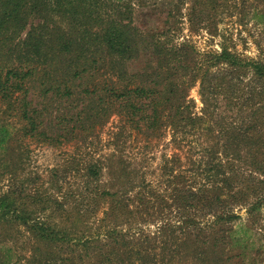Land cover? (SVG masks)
I'll return each mask as SVG.
<instances>
[{
    "label": "trees",
    "instance_id": "16d2710c",
    "mask_svg": "<svg viewBox=\"0 0 264 264\" xmlns=\"http://www.w3.org/2000/svg\"><path fill=\"white\" fill-rule=\"evenodd\" d=\"M235 1L190 0L187 21L218 36L219 13ZM238 3L264 29V0ZM142 5L0 0V177L18 174L24 139L77 141L88 152L96 131L119 118L104 160L77 156L51 170L55 190L57 174L83 171L79 193L22 184L0 194V264H264L250 223L264 206V63L224 44L199 52L181 36L184 0L147 33L135 22ZM140 58L143 67L131 72ZM196 86L199 113L189 98ZM167 132L189 148L192 165L165 159L154 183L122 156L123 145L132 133L150 142ZM238 174L250 179L242 184ZM87 222L92 233L81 229ZM12 231L31 241L28 260Z\"/></svg>",
    "mask_w": 264,
    "mask_h": 264
},
{
    "label": "rangeland",
    "instance_id": "374dc122",
    "mask_svg": "<svg viewBox=\"0 0 264 264\" xmlns=\"http://www.w3.org/2000/svg\"><path fill=\"white\" fill-rule=\"evenodd\" d=\"M176 1L177 0H141L143 5L135 10L136 25L147 33L155 29H162L165 25L168 12L173 8ZM238 1L239 0H236L234 4L230 3L229 5L231 7L227 11H220L219 18L215 24V30L213 31L218 36L210 37L208 34L209 32L205 30L204 27L199 26L198 29H196L188 23V17H186V15L190 6V0H184L181 11L182 23L179 24L181 36L190 40L191 44L201 53L213 50L219 51L220 45L224 44L228 46L230 50L239 54L243 59L264 63V29L256 25L250 19V13L248 12L251 10L249 5L238 3ZM240 10L244 11L240 13L242 19L238 15ZM244 14L245 17L243 16ZM143 64L144 59L140 58L131 62L128 68L131 72H137L143 67ZM189 98L192 99L195 104L193 112L199 113L203 105L198 95L197 86L190 91ZM2 109L3 106H0V115ZM118 126L119 118L112 117L101 130L96 131V137L92 139V148H90L88 152H84L86 149L81 148L80 143L77 141L59 147H50L31 141V139L22 140L23 161L21 162V167L17 169L18 174L15 175L14 180L10 179L9 174H4L0 177V194L7 191L9 188H20L22 184L26 192L31 191L32 187L39 189L40 192L47 189L48 192L53 191L57 195L68 192L75 194L79 193L83 186V171H75L71 174H57L58 182L55 186L60 189L55 190L54 187L50 188V179L52 175H54L50 174L51 170L56 168L61 170V168L71 162V158L77 156L76 159L93 158L94 160L100 157V159L104 160L113 148V146L110 145V137L112 133L116 132ZM181 148H177L172 142L170 132H167L163 138L151 140L150 142H145L142 138L139 136L136 137L135 134L132 133L125 145H123L122 156L127 161L136 165L137 168H139L138 170L145 174L147 180L155 183L161 174L160 166L165 159L170 160L171 157L178 156L181 160L182 168L186 170L191 168L192 162L190 161L191 154L189 148L186 146ZM235 165L239 166L237 164ZM238 169L240 173L245 172L242 166L238 167ZM191 174H193V172H188L186 175L190 176ZM240 176L243 178L240 180L242 184L245 183L246 179H250V174H238L239 178ZM253 177L256 179L263 178L261 174H253ZM107 178V176H104V183ZM106 208V205L101 204L97 208L95 218H103L102 212L106 210ZM240 214L244 217L245 209H242ZM247 223H249V221H247ZM250 223L254 224V231L258 234L256 243L259 241L260 244L264 245V206L255 213V217L253 220H250ZM91 225L93 224L87 222L85 226H81V229L83 230L84 228L91 227L90 233H92L94 230ZM12 236L13 238L17 237L19 239L18 242H16L19 255L23 256V258L25 257V261L28 260L31 255V241L26 240L27 244L25 245V238L21 237L20 234H16L12 231ZM23 246L24 249H22ZM63 253L67 255L66 252Z\"/></svg>",
    "mask_w": 264,
    "mask_h": 264
}]
</instances>
